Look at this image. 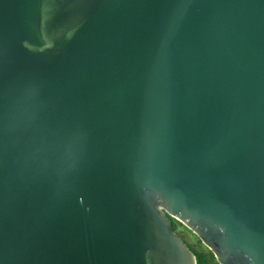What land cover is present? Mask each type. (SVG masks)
<instances>
[{
    "label": "water",
    "instance_id": "1",
    "mask_svg": "<svg viewBox=\"0 0 264 264\" xmlns=\"http://www.w3.org/2000/svg\"><path fill=\"white\" fill-rule=\"evenodd\" d=\"M264 264V0H0V264Z\"/></svg>",
    "mask_w": 264,
    "mask_h": 264
},
{
    "label": "trees",
    "instance_id": "2",
    "mask_svg": "<svg viewBox=\"0 0 264 264\" xmlns=\"http://www.w3.org/2000/svg\"><path fill=\"white\" fill-rule=\"evenodd\" d=\"M169 219L171 221L172 228L174 231L176 228V226H175L176 224H179L180 226H182L180 223H178L174 219H172V218H169ZM197 241H198L199 245H201V247H203L198 239H197ZM187 246L189 247V249L194 254L195 259H196V264H217L212 253L210 251H208L205 247H203L204 250L202 249V251H200V250L195 249V247L191 248L189 245H187Z\"/></svg>",
    "mask_w": 264,
    "mask_h": 264
},
{
    "label": "rangeland",
    "instance_id": "3",
    "mask_svg": "<svg viewBox=\"0 0 264 264\" xmlns=\"http://www.w3.org/2000/svg\"><path fill=\"white\" fill-rule=\"evenodd\" d=\"M175 232L182 238V240L189 245L191 248L197 249L202 251L203 247L199 245L197 238L190 233L188 230H186L184 227L180 226L179 224L175 225ZM204 250V249H203Z\"/></svg>",
    "mask_w": 264,
    "mask_h": 264
}]
</instances>
